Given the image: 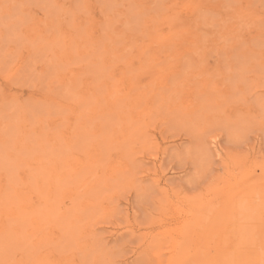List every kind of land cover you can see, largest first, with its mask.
Segmentation results:
<instances>
[{
	"label": "rangeland",
	"instance_id": "374dc122",
	"mask_svg": "<svg viewBox=\"0 0 264 264\" xmlns=\"http://www.w3.org/2000/svg\"><path fill=\"white\" fill-rule=\"evenodd\" d=\"M48 134L73 182L39 232L17 217ZM261 193L264 0H0V264H256L232 218Z\"/></svg>",
	"mask_w": 264,
	"mask_h": 264
},
{
	"label": "bare ground",
	"instance_id": "6f19581e",
	"mask_svg": "<svg viewBox=\"0 0 264 264\" xmlns=\"http://www.w3.org/2000/svg\"><path fill=\"white\" fill-rule=\"evenodd\" d=\"M12 1H14V0H12ZM49 1V0H48ZM39 1H37V3H38ZM56 2V1H55ZM5 3V2H4ZM13 3V2H12ZM62 3V2H61ZM65 3V2H64ZM88 3V2H87ZM86 3V4H87ZM21 4H23V3H21ZM40 4V3H39ZM56 4V3H55ZM60 4V3H59ZM17 6H19L18 5V3L16 4ZM29 5V4H28ZM58 5V4H57ZM66 5V4H65ZM14 6H15V2H14ZM59 6V5H58ZM64 5H63V3H62V5H61V7H63ZM7 7V6H6ZM19 7H22V6H19ZM77 7V6H76ZM56 8V7H55ZM75 9V8H74ZM73 9V10H74ZM56 10V9H55ZM71 11V10H70ZM73 13V12H72ZM69 14V13H68ZM14 16V15H13ZM72 16V15H71ZM70 17V16H69ZM84 20V19H83ZM75 21V20H74ZM85 21V20H84ZM69 23V22H68ZM109 27H110V24H109ZM77 28V27H76ZM75 28V29H76ZM82 29V28H81ZM80 29V30H81ZM78 30V29H77ZM80 30H78V31H80ZM85 31H86V29H84ZM93 30V29H92ZM92 30H90L91 32H90V34L92 33ZM76 31V30H75ZM87 31H88V29H87ZM94 31V30H93ZM38 32V31H37ZM57 32V31H56ZM59 32V31H58ZM25 33V32H24ZM31 33H33V32H31ZM78 34H80V32H78ZM83 33L81 32V34L80 35H82ZM89 34V33H88ZM109 35V34H108ZM22 36V35H21ZM37 36V35H36ZM93 36H94V34H93ZM92 36V37H93ZM90 37H91V35H90ZM91 37V38H92ZM109 37V36H108ZM77 38V37H76ZM81 38V37H80ZM80 38H78V39H80ZM83 38V37H82ZM82 38H81V40H82ZM111 38V37H110ZM22 39H24V38H22ZM78 39H76V40H78ZM86 39H88V38H86ZM90 39V38H89ZM93 39H94V37H93ZM55 40V39H54ZM73 40V39H72ZM75 40V41H76ZM92 40V39H91ZM91 40H89L90 42L89 43H92L94 40H92V42H91ZM96 40V39H95ZM100 40H102V38L100 39ZM70 42H71V40H69ZM74 41V40H73ZM79 41L80 40H78V41H76V44H78L79 45V48H80V51H81V53H84V51H85V49H83V48H86V51H89V49H87V47H85L86 45H83V46H81V44L79 43ZM81 42V41H80ZM88 42V41H87ZM95 42V41H94ZM93 42V43H94ZM29 44H30V42H29ZM43 45V44H42ZM32 47V46H31ZM107 48L106 49H108V46H106ZM37 49V48H36ZM69 50H70V48H68ZM92 49V48H91ZM99 49V48H98ZM33 50V49H32ZM54 50V49H53ZM109 50V49H108ZM73 51V50H72ZM92 51V50H91ZM90 51V52H91ZM107 51V50H106ZM43 52V51H42ZM64 52V51H63ZM108 52V51H107ZM110 52V51H109ZM108 52V53H109ZM88 53V52H87ZM67 54V53H66ZM73 54V53H72ZM78 54H80V53H78ZM90 54V53H89ZM96 54V53H95ZM81 55V54H80ZM80 55H78V56H80ZM83 55V54H82ZM93 55V54H92ZM63 56V55H62ZM72 56V55H71ZM73 56H74V54H73ZM84 56V55H83ZM86 56V55H85ZM8 57V56H7ZM57 57V56H56ZM58 57H59V55H58ZM64 57V56H63ZM62 57V58H63ZM76 57V56H75ZM82 57V56H81ZM80 57V58H81ZM89 57V56H88ZM92 57V56H91ZM94 57V56H93ZM69 58H71V57H68V59ZM77 58V57H76ZM108 58V57H107ZM112 58H113V56H111V60H112ZM7 59V58H6ZM42 59V58H41ZM86 59H87V57H86ZM89 59V58H88ZM92 59V58H91ZM110 59V58H109ZM31 60V59H30ZM48 60V59H47ZM51 60V59H50ZM50 60H49V62H50ZM82 60V59H81ZM107 60V59H106ZM105 59H104V61H106ZM43 61V60H42ZM55 61V60H54ZM61 61V60H60ZM102 62V61H101ZM112 62V61H111ZM31 63V62H30ZM48 63V62H47ZM93 63V62H92ZM56 64V63H55ZM70 64V63H69ZM69 64H67V65H69ZM91 65V64H90ZM104 65V64H103ZM56 67V66H55ZM59 67V66H58ZM90 67V66H89ZM27 68H29V67H27ZM85 69V68H84ZM91 69H92V67H91ZM23 70V69H22ZM52 70V69H51ZM54 70V69H53ZM82 70V69H81ZM24 71V70H23ZM22 71V72H23ZM145 71H147V70H145ZM21 72V73H22ZM24 72H26V68H25V71ZM51 72V71H50ZM89 72V71H88ZM100 73V72H99ZM107 73V72H106ZM54 74H55V72H54ZM88 75V74H87ZM31 76V75H30ZM24 77V76H23ZM44 77V76H43ZM46 77V76H45ZM25 78H27V77H25ZM37 79V78H36ZM43 79H45V78H43ZM43 79H42V81H43ZM56 79V78H55ZM62 79V78H61ZM65 80V79H64ZM28 81V80H27ZM76 81H78V80H76ZM158 81V80H157ZM60 82V81H59ZM65 83V82H64ZM68 83V82H67ZM66 83V85H61L60 84V86L61 87H64V86H66V89L65 90H67V87H69L70 85H68V84H70V82L67 84ZM75 83H77V82H75ZM75 83H73L71 86H72V88L74 87V84ZM37 84H38V82H37ZM68 85V86H67ZM61 87H59L60 88V91H62V89L63 88H61ZM166 87V86H165ZM75 88V87H74ZM38 89V88H37ZM69 89H70V87H69ZM118 89V88H117ZM71 91H73V90H71L70 89V92L69 93H71ZM119 91V90H118ZM124 91V90H123ZM75 91H73V93H74ZM121 92V91H120ZM125 92V91H124ZM147 92V91H146ZM68 91H66V96H69L68 94ZM76 93V95L78 94L77 92H75ZM64 94H65V92H64ZM62 95L61 93H60V95H62V96H65V95ZM160 95H158V93H156V95H157V99H159V96L160 97H162L163 99H165L164 98V96L165 95H161V94H163L162 92L161 93H159ZM57 95V94H56ZM82 95V94H81ZM90 95V94H89ZM92 95V94H91ZM113 95H114V93H113ZM116 95V94H115ZM114 95V96H115ZM72 97H75V94L74 95H71ZM152 96V95H151ZM71 97V98H72ZM78 97V96H77ZM77 97H75V98H77ZM94 97V96H93ZM97 97V96H96ZM67 98V97H66ZM144 98V97H143ZM146 98L147 99H149L147 96H146ZM73 99V102H75L74 101V98H72ZM87 99V98H86ZM92 99H94L93 100V103H95V102H97L96 100H95V97L94 98H92ZM151 99V98H150ZM68 100V99H67ZM70 100V99H69ZM82 101V98L81 99H78V101ZM114 100V99H113ZM122 100L123 99H118L117 101H115V103H113L111 106H112V108H114L115 109V111H117L116 109H118L119 110V108L120 107H117V105H118V103L120 104V102H122ZM125 100V99H124ZM134 100V99H133ZM140 101H142L143 99L142 98H140L139 99ZM31 101V100H30ZM59 101V100H58ZM76 101H77V99H76ZM130 101V100H129ZM140 101H138L135 105H136V107L134 108V115H137L136 116V118H141L142 117V114H144V111L142 110V112H138V108H139V106H140V104H138V103H140ZM153 101H155V100H153ZM45 102V101H44ZM57 102V101H56ZM147 102H149L148 100H147ZM150 102H152V100L150 101ZM150 102H149V104H150ZM8 103V102H7ZM16 103V102H15ZM32 103V102H31ZM58 103V102H57ZM57 103H55V104H57ZM65 103V102H64ZM64 103H63V105H64ZM82 103V102H81ZM92 102H91V104H93ZM123 103V102H122ZM11 104V103H10ZM30 104V103H29ZM34 104V103H33ZM32 104V105H33ZM41 104V103H40ZM39 104V105H40ZM60 105H56V106H58V108H59V106H61L62 104H61V102L59 103ZM84 104V103H83ZM89 104H90V102H89ZM91 104H90V106H91ZM14 105V104H13ZM38 105V106H39ZM121 105V104H120ZM4 106H5V104H4ZM14 106H16V104L14 105ZM21 106V105H20ZM28 106V105H27ZM42 106V105H41ZM52 106V105H51ZM81 106V105H80ZM85 106V105H84ZM89 106V105H88ZM124 106H127L128 108H130L131 107V105L128 103L127 105H124ZM61 107H63V106H61ZM60 107V108H61ZM65 107V106H64ZM87 107V106H86ZM102 107V106H101ZM22 108V107H21ZM39 108H41V107H39ZM84 108V107H83ZM88 108V107H87ZM33 109H35V107L33 108ZM63 109V108H62ZM67 109V108H66ZM113 109V110H114ZM121 109V108H120ZM36 110V109H35ZM45 110H47V109H45ZM53 110V109H52ZM59 110V109H58ZM77 110V109H76ZM81 110H82V108H81ZM89 110H92V109H89ZM131 110H133V109H131ZM26 111V110H25ZM50 111V110H49ZM54 111V110H53ZM60 111V110H59ZM65 111V110H64ZM136 111V112H135ZM150 111V110H149ZM28 112V111H27ZM78 112H80V110H78ZM89 112V111H88ZM33 113V112H32ZM59 113V112H58ZM86 113V112H85ZM91 114V113H90ZM123 114V113H122ZM28 115H29V113H28ZM33 115V114H32ZM51 115V114H50ZM56 115V114H55ZM78 115H80V114H78ZM97 115V114H96ZM133 115V116H134ZM48 116V115H47ZM61 116H62V114H61ZM81 116V115H80ZM84 116V115H83ZM91 116V115H90ZM38 118V117H37ZM19 119H20V117H19ZM65 119V118H64ZM83 119V118H82ZM136 120V119H135ZM133 121V120H132ZM31 122H33V121H31ZM46 122V121H45ZM65 122V121H64ZM30 123V122H29ZM127 123V122H126ZM45 125V124H44ZM75 125V124H74ZM132 125V124H131ZM7 126V125H6ZM10 126V125H9ZM8 126V127H9ZM76 126V125H75ZM7 127V128H8ZM43 127V126H42ZM73 127V126H72ZM11 128V127H10ZM55 128V127H54ZM76 128V127H75ZM16 129V128H15ZM19 129H20V127H19ZM74 129V128H73ZM5 131H7V129L5 130ZM24 131V130H23ZM50 131V130H49ZM58 131V130H57ZM72 131L73 130H71V133H72ZM6 133V132H5ZM8 133V132H7ZM35 133V132H34ZM46 133V132H45ZM60 133V132H59ZM70 133V135H73V134H75L76 136H77V134H76V130H75V133H73V134H71ZM3 135H4V133H3ZM16 135V134H15ZM45 135V134H44ZM23 136V135H22ZM32 136V135H31ZM41 136V135H40ZM57 136H59V135H57ZM75 136V137H76ZM17 137V136H16ZM37 137H39V136H37ZM36 137V138H37ZM72 136H70V138H71ZM74 137V138H75ZM73 138V139H74ZM33 139V138H32ZM26 140V139H25ZM46 140V139H45ZM29 141H30V139H29ZM36 141V140H35ZM17 142H19V141H17ZM26 141H24V143H25ZM20 143V142H19ZM36 143H38V142H36ZM46 143H48V150H44V152H43V154H41V152H40V154L41 155H35V153H34V151H33V153H32V150H30V154L33 156V155H35V156H33L32 157V159L29 161L30 163H28L29 165L31 164H33V168H32V166H31V168H29V171H30V178L32 179V178H34L35 179V181H37V186H38V189H39V191H38V195L39 196H41V197H37V195L36 194H34L33 193V190H31L30 191V193H27V194H24L23 195V198L21 199V202H20V212H19V214L21 215L20 217L18 216L17 217V221H18V219H20L22 216L24 217V218H31L33 221V223L32 224H34V225H36V227H37V230L39 229V232L42 230V226L40 227V225H38V221H39V219H38V217L37 216H39V215H46V217H47V221H50L51 219H52V212H56V211H51V210H53V208H52V204L50 203V183H51V181H52V183L54 184V186H55V188H56V191L57 190H63L64 192L66 191L64 188H66L67 186H69V184L70 183H72L73 182V180L72 181H70V183L69 182H67V178H65L64 177V175H62V172L63 171H61L60 169H59V167H58V165H57V162H55L54 164H56V165H53V163H50V134H48L47 135V140H46ZM71 143V142H70ZM75 143V142H74ZM41 144V143H40ZM43 144V143H42ZM22 145H24V144H22ZM39 145V144H38ZM72 145H74L73 144V140H72ZM77 145V142L75 143V146ZM29 146V145H28ZM68 146V145H67ZM60 147V146H59ZM33 148V147H32ZM45 149V148H44ZM67 149V148H66ZM25 151V150H24ZM38 151H39V149H38ZM22 153V152H21ZM27 153H29L28 151H27ZM39 153V152H38ZM88 155H89V153H87ZM25 155V154H24ZM26 155H28V154H26ZM25 155V156H26ZM25 156H24V159H25ZM15 157H17V156H15ZM28 157V156H27ZM27 157H26V159L24 160V159H21L20 157H17V159L20 161V162H18L17 161V159H16V161L18 162V163H21L22 165H26L27 167H28V164H27ZM31 157V156H30ZM32 162V163H31ZM54 162V161H53ZM61 162V161H60ZM50 164L52 165V166H50ZM81 166H83V165H81ZM67 167H68V165H67ZM78 167H80V166H78ZM95 171H96V169H95ZM66 172V171H65ZM68 173V172H67ZM73 173H74V175L76 174L77 175V173H75L74 171L71 173L72 175H73ZM53 175V176H51L50 177V175ZM95 174V173H94ZM71 175V176H72ZM76 175L74 176V177H76ZM90 176V175H89ZM98 176V175H97ZM89 178V177H88ZM94 180V179H93ZM95 181V180H94ZM82 182V181H81ZM74 183H76V182H74ZM96 184V183H95ZM92 185H93V183H92ZM91 185V186H92ZM53 186V185H52ZM78 186H81L80 184H78ZM89 186H90V184H89ZM89 186H87V187H89ZM87 187H85L86 189H87ZM97 188V187H96ZM92 189V188H91ZM94 189V188H93ZM89 190V189H88ZM36 192V191H35ZM58 192V191H57ZM56 192V193H57ZM61 192V191H60ZM64 192H62V193H64ZM73 193V192H72ZM86 193V192H85ZM58 194V193H57ZM57 194H56V196H57ZM75 194V193H74ZM87 194V193H86ZM261 194H263V193H261ZM74 196V195H73ZM73 199H74V197H73ZM53 200V199H52ZM250 201V200H249ZM249 201H247V202H244V201H240L239 203V205H238V209H236V210H238L237 211V213H235V215H233L234 217L232 218V225L234 224V228H235V230H236V228H240L239 229V231H236L235 232V236H236V241H237V246L239 247V251H241V250H243L244 252L241 254V258L240 259H243V255H250V257H251V259L256 263V264H264V194L262 195V196H258L257 198H253L252 197V200H251V202H249ZM59 201H55L53 204L54 205H56L57 203H58ZM55 210V209H54ZM56 214V213H55ZM62 214V213H61ZM61 214H59V215H61ZM70 214V213H69ZM35 215H37V216H35ZM78 216V215H77ZM67 218V217H66ZM80 218V217H79ZM70 220H71V218H69ZM68 219V220H69ZM74 220V219H73ZM194 220V219H193ZM198 221V220H197ZM69 223H70V221H69ZM193 223V222H192ZM191 223V224H192ZM45 229V228H44ZM43 231V230H42ZM43 233H45V232H43ZM48 233V232H47ZM47 233L46 234H44L45 236L47 235ZM245 253V254H244ZM50 259V258H49ZM48 259V264H50V260ZM181 259H182V261H181ZM47 261V260H46ZM210 258L209 257H206V255H198V254H195V255H191V256H189L188 258L186 257V259H184L183 260V257H180V260L177 262V264H209L210 263ZM244 263H246V262H244ZM247 264V263H246Z\"/></svg>",
	"mask_w": 264,
	"mask_h": 264
}]
</instances>
